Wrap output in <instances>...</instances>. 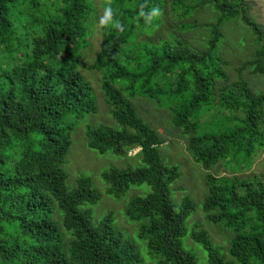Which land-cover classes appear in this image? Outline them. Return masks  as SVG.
<instances>
[{
  "label": "trees",
  "instance_id": "obj_1",
  "mask_svg": "<svg viewBox=\"0 0 264 264\" xmlns=\"http://www.w3.org/2000/svg\"><path fill=\"white\" fill-rule=\"evenodd\" d=\"M94 2L0 0V264H200L182 239L196 203L189 195L173 201L180 167L162 156V133L138 101L167 109L208 170L206 218L232 236L224 250L195 226L190 236L205 249L204 264H264V173L246 179L211 171L230 158L251 165L264 148V91L243 76L248 70L264 77V27L244 0H103V36L88 68L103 73L116 124L88 122L86 143L137 160L103 173L107 194L127 198L125 217L138 225L133 239L115 224L113 210L94 224L92 208H83L103 199L92 177H79L73 189L67 184L76 123L98 111L80 70L94 38ZM208 9V21L196 17ZM229 21L251 31L239 42L254 47L235 79L226 52ZM197 28L204 37L194 43L187 34ZM143 184L149 193L130 195Z\"/></svg>",
  "mask_w": 264,
  "mask_h": 264
},
{
  "label": "rangeland",
  "instance_id": "obj_2",
  "mask_svg": "<svg viewBox=\"0 0 264 264\" xmlns=\"http://www.w3.org/2000/svg\"><path fill=\"white\" fill-rule=\"evenodd\" d=\"M248 5L251 16L255 21L264 27V0H244ZM95 6L98 8L94 12V17L91 22L94 24V38L92 44L84 50V66L81 65L80 70L92 83L94 91L97 95L98 111L87 113L83 119L78 120L76 128L73 133L74 145L67 158L65 168L68 171L67 184L70 189H73L77 185V179L81 176H89L93 178L94 186L99 187L103 194L101 199L96 204L85 202L82 204L83 208H92V220L93 223H97L105 214L110 211H114L116 215L115 224L125 229L130 238L137 239L136 231L138 225L132 222H128L125 217V205L126 199L116 200L106 192L107 184L103 179V173L110 170L112 167H124L128 162H131L133 167L137 166V160L125 157H116L112 153L101 154L96 150H93L87 146L86 143V131L87 123L97 125L99 123H108L115 125L111 113L110 105L107 103L105 93L102 89L103 73L98 70H90L89 64L95 59L96 53L100 47L102 40L101 25L104 23V18L107 15V10L102 6L103 0H95ZM213 12L208 10H202L196 14V17L206 22L212 17ZM232 21L227 23L225 28V38L231 41L227 42L226 52L232 57L230 60L232 78L239 76L236 67L240 66L242 60H245L250 51H253L252 46H243L239 39L245 38L251 31L242 23H238L237 27L232 28ZM191 37L192 42L197 43L204 37V33L201 28L193 30L187 36ZM253 35V34H252ZM143 37V36H142ZM251 36L250 39H253ZM250 42H245L247 45ZM246 51V53H245ZM245 53V57H242ZM229 57V58H230ZM231 59V58H230ZM243 76L249 79L254 88L259 91H264V77L254 76L249 73L248 70L244 71ZM141 113L146 115L148 121H150L156 128H158L164 138V143L160 146V152L162 156L172 164H178L181 171V177L178 178L172 185V199L178 205L182 199L189 195L196 203V211L187 219V233L182 237L184 245L187 249H192L198 259L199 263H205L207 253L205 249L195 243L190 236L191 231L195 226L199 224V228H204L210 233L214 242L220 245L224 250L229 245V238L232 236L230 230L220 229L215 224L209 222L206 218V212L203 209V203L206 195L208 194L206 175L208 170L197 163L188 150V137L182 134L181 130L173 126L169 120L170 115L167 109L161 108L159 110L154 109L152 106H147L142 101H138ZM79 128V130H78ZM78 130V131H77ZM214 175L218 177H240L246 179H253L264 173V148L259 150L252 158L251 165H246L244 160L236 161L230 158L226 162L223 161L218 164L215 169L211 170ZM96 184V185H95ZM97 188V187H96ZM130 195L147 194L151 191V187L148 184L133 185ZM124 197V196H123ZM119 228V227H118ZM137 247L146 253V241L137 240ZM147 256L149 254L147 253ZM204 260V261H203Z\"/></svg>",
  "mask_w": 264,
  "mask_h": 264
},
{
  "label": "built area",
  "instance_id": "obj_3",
  "mask_svg": "<svg viewBox=\"0 0 264 264\" xmlns=\"http://www.w3.org/2000/svg\"><path fill=\"white\" fill-rule=\"evenodd\" d=\"M140 149H141L140 147H139V148H136V149L132 150V151L130 152V154H135V153H137Z\"/></svg>",
  "mask_w": 264,
  "mask_h": 264
},
{
  "label": "clouds",
  "instance_id": "obj_4",
  "mask_svg": "<svg viewBox=\"0 0 264 264\" xmlns=\"http://www.w3.org/2000/svg\"><path fill=\"white\" fill-rule=\"evenodd\" d=\"M156 14H158V10L157 9H154L153 10V12H152V15H156ZM151 17H149V19H150ZM141 148V147H140Z\"/></svg>",
  "mask_w": 264,
  "mask_h": 264
}]
</instances>
